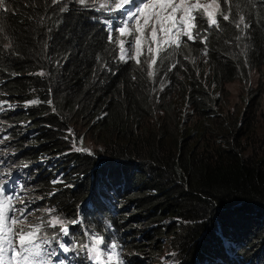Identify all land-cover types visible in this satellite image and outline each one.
<instances>
[{
	"label": "trees",
	"instance_id": "obj_1",
	"mask_svg": "<svg viewBox=\"0 0 264 264\" xmlns=\"http://www.w3.org/2000/svg\"><path fill=\"white\" fill-rule=\"evenodd\" d=\"M239 5L207 32V55L187 42L149 78L147 64L116 58L93 7L4 0L0 100L17 107L1 116L36 206L81 212L132 263L168 246L174 264H264V3ZM240 14L250 27L237 39ZM252 71L258 86L229 107L225 85ZM68 129L92 154L73 150Z\"/></svg>",
	"mask_w": 264,
	"mask_h": 264
},
{
	"label": "snow or ice",
	"instance_id": "obj_2",
	"mask_svg": "<svg viewBox=\"0 0 264 264\" xmlns=\"http://www.w3.org/2000/svg\"><path fill=\"white\" fill-rule=\"evenodd\" d=\"M59 2L60 0H52L53 4ZM76 2L81 6H91L97 11L108 9L120 13V22L115 28L110 21H103L108 32L107 40L118 49L116 58L122 63L135 61L137 65H140L141 57H145L143 63L148 66L149 78L155 76L158 70L156 65L164 62L169 50L175 52L181 48L184 44L183 37H187V40L192 42L199 39L205 44L204 55H207V32L213 28L219 29L217 16L222 17L224 21H229L232 8L235 6L238 11L240 9L239 0H224L228 6L227 13L221 9L220 0H103L99 4L98 0H76ZM247 2L254 3V0H247ZM260 2L264 3V0ZM0 11H6L4 0H0ZM198 17H202L207 23L203 35L196 24ZM236 27L241 29V36L237 39H242L244 29L250 27L245 23L243 14L239 15ZM113 31L117 34L115 39ZM6 47L10 48L11 44ZM175 66L173 64L171 68ZM39 75L44 73L41 72ZM37 103L39 101L32 100L26 102L25 106ZM48 103L52 102L48 101ZM15 107L17 105L0 101V112ZM0 131L3 129L0 128ZM68 133L72 137L74 151L92 154L91 149L82 146L83 137L79 138L80 146H77L72 129H68ZM65 139H68V136ZM8 140V136L0 138V145H4ZM0 155L8 156L15 153H8L0 148ZM4 162L0 160V164ZM24 167L28 165L25 164ZM53 183H62V181L56 180ZM25 191L23 184H14L9 188L7 181L0 180V264H51V257L55 256L56 252L48 251L52 240L43 232V228L45 225L52 228L59 226L60 233L68 236L69 222L58 215H52L55 209L49 208L45 210L50 217L46 222L41 220L36 224L29 223L28 218L32 213L28 211V204L21 195ZM70 223L76 225L80 221L73 220ZM85 235L88 243L81 245L80 250L86 253L90 264H127L123 259L122 246L118 241L111 239L106 241L103 234L95 232H86ZM59 247L65 253L70 250L63 243H60ZM174 256L175 253L166 254V257ZM166 257L161 258L162 264H174ZM60 264H63V261Z\"/></svg>",
	"mask_w": 264,
	"mask_h": 264
},
{
	"label": "rangeland",
	"instance_id": "obj_3",
	"mask_svg": "<svg viewBox=\"0 0 264 264\" xmlns=\"http://www.w3.org/2000/svg\"><path fill=\"white\" fill-rule=\"evenodd\" d=\"M102 2H103V0H98V4L102 3ZM222 3H223V0H220V7L224 11L226 4L224 3V6H223ZM113 7H114V5H113ZM102 12H103L102 15L107 14V20L110 21V23L113 25V28H114V26H117L119 24L120 13L112 12L108 9H104V10H102ZM218 17H219V15L217 16V19H218ZM197 21H199L200 23L203 21V22H205V24L207 26L206 20L203 19L202 17H198ZM113 32L115 33V31H113ZM116 36H117V34L115 35L114 38H116ZM182 39L184 41L183 45H185L188 41L187 37H183ZM197 40H199V39H197ZM201 44H203V43H201ZM202 54H203V52H202ZM187 55H188V53L186 54V56ZM144 59H145V57L142 56L141 62H143ZM260 76H261L260 73H258L256 71H252L250 76H249L248 83H244L241 79H236L234 81L227 83L224 87V90L226 91V96L223 97V95L221 94L222 98L227 102V105L232 108L235 105L241 104L242 99H243L244 94H245V90L249 89L250 92H253L254 89L259 84V81L261 79ZM262 81H264V77H262ZM178 99H180V98H178ZM5 101L7 102V104L16 105V103H10L7 100H5ZM1 113L2 112H0V128H2L3 131H0V138H3L4 136H8L9 140L6 141L4 145H0V148H3L8 153L14 152L15 153L14 156L16 157V149L14 148V143L12 140H10V138L12 139L13 137L10 136L9 127L6 129V123L4 122L7 119L3 118L1 116ZM14 133H15V131H14V127H13L11 129V134H14ZM14 156L13 155H8V156L0 155V160L5 161L3 164H0V180H5L8 182V180L11 178V176L14 172L17 173L18 178H21L20 175L22 174V165H21L20 161H18L14 158ZM23 185H24L25 189L28 188L26 184H23ZM8 187L9 188L13 187V184H9V182H8ZM21 195L23 196L25 203L28 204V211L32 213V215H30L28 218L29 223L36 224L41 220L46 222L50 218L49 214L45 211L46 209H49L48 207L36 206L38 198L36 196H34V194H31L29 192H22ZM39 197H40L39 201H43L42 195H39ZM52 215H58L63 220L69 222V219L66 218L65 216L56 214L55 212L52 213ZM58 227L59 226L52 228V227L47 226V229L45 227L43 228V232L46 233L47 236L49 237V239L52 240V243L49 246L48 251L51 252L54 250L56 252V255L51 257V262H56V264H60L61 261H63V264H90V262L86 258V253L84 251L80 250L81 245L88 243L86 235L84 234V242H82V243L79 242L78 244H75L71 239L61 238L60 232H57L55 234L54 231ZM69 230H70V224H69ZM86 232L92 233L90 230H86ZM68 240L72 241L71 246H69L68 244L65 243V241H68ZM105 240L108 241L109 239H105ZM60 243H63L66 247H68L70 249L69 252H67V253L63 252L59 247ZM126 250H127V247H124V249L122 248L123 259L127 262V264H162L161 258L166 257L167 253H175L174 257H166V259L170 260V261H172L171 259L177 260L176 256L177 257L179 256L171 247H168V246L163 247L159 251L158 254H155V253L152 254V252L147 248V246H145L144 249H139L138 252L136 251L134 253V254H136V258L138 260L135 261L134 263H132L131 261L126 259V258H129V255L127 254Z\"/></svg>",
	"mask_w": 264,
	"mask_h": 264
},
{
	"label": "clouds",
	"instance_id": "obj_4",
	"mask_svg": "<svg viewBox=\"0 0 264 264\" xmlns=\"http://www.w3.org/2000/svg\"><path fill=\"white\" fill-rule=\"evenodd\" d=\"M95 9V8H94ZM95 12L98 14V18H100V19H103V21L104 20H107V14H105V15H102L103 14V12L102 11H97V10H95ZM196 24L198 25V30H199V28L201 27V24H200V22L199 21H197L196 20ZM105 25V24H104ZM106 26V25H105ZM116 26H114V28H115ZM115 39V38H114ZM187 42H192V41H187ZM1 101V100H0ZM16 160H18L17 158H16ZM18 161H20V160H18ZM20 163H21V165H22V174L20 175L21 176V178H18V175H17V173L16 172H14L13 174H12V176H11V178L8 180V182H9V184H26V185H28V178H29V180H30V176H29V172L27 171V169H26V167H24V164L20 161ZM26 191H27V188L25 189ZM25 191V192H26ZM103 217H105V218H108L109 219V217L108 216H102V220H103ZM69 219V218H68ZM74 220H79L80 221V223H78V224H80V230H81V232H78V233H75V234H73V228H75V226L76 225H72V224H70V220H69V224H70V230H69V235L68 236H64L62 233H61V238H63V239H71L75 244H78L79 242H84V234H85V232H86V230H90L88 227H87V225H88V223L89 222H87L86 221V219H85V216L81 213V212H77L76 213V216H75V218H74ZM111 220V219H110ZM73 221V220H72ZM112 224V223H111ZM111 224H109V225H111ZM45 228L47 229V226H45ZM92 233L94 232L93 230H90ZM57 232H60V230H59V227L58 228H56V230L54 231V233L56 234ZM96 233V232H95ZM105 237V236H104ZM105 239H111V238H109V237H105ZM71 240H68V241H65V243L66 244H68L69 246H71V243H72V241ZM111 240H113V239H111ZM121 246H122V248L124 249V247H125V245L123 244V243H119ZM126 259H128L129 261H130V256H129V258H126ZM51 264H56V262H51Z\"/></svg>",
	"mask_w": 264,
	"mask_h": 264
}]
</instances>
